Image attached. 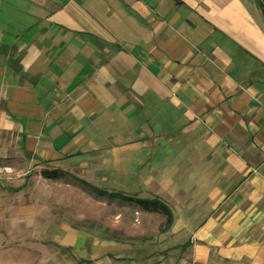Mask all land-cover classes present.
Here are the masks:
<instances>
[{"label":"crops","instance_id":"crops-1","mask_svg":"<svg viewBox=\"0 0 264 264\" xmlns=\"http://www.w3.org/2000/svg\"><path fill=\"white\" fill-rule=\"evenodd\" d=\"M86 184L165 201L157 250ZM0 264H264L259 1L0 0Z\"/></svg>","mask_w":264,"mask_h":264},{"label":"rangeland","instance_id":"rangeland-1","mask_svg":"<svg viewBox=\"0 0 264 264\" xmlns=\"http://www.w3.org/2000/svg\"><path fill=\"white\" fill-rule=\"evenodd\" d=\"M103 187L106 188L105 185ZM118 191H120V189H118ZM96 205L98 207V213L100 214L97 222L102 229L112 228L113 234L121 238L128 235L135 238L147 237L148 240L145 241L143 246H141L140 241H138L139 239H136L138 243H135L130 254L142 256L144 253H150L156 249V241L161 235L159 228L165 222L164 215L159 212L153 213L139 210L134 204L121 199H113V201H111L106 197L102 198L99 196Z\"/></svg>","mask_w":264,"mask_h":264},{"label":"trees","instance_id":"trees-1","mask_svg":"<svg viewBox=\"0 0 264 264\" xmlns=\"http://www.w3.org/2000/svg\"><path fill=\"white\" fill-rule=\"evenodd\" d=\"M259 1L262 15L264 16V0H257ZM43 176L49 179H55V178H62L66 173L62 170L55 169V170H44L42 172ZM89 190H91L93 193L97 194L99 197H106L108 200H113L114 198H119L121 200L127 201L131 204H134L140 209H143L148 212L153 213H161L165 217L164 224L159 228V231H167L173 223V213L169 205L165 203L159 196H154L151 198H138L135 196L130 195H124L120 192H107L101 188L94 187L92 185L86 184Z\"/></svg>","mask_w":264,"mask_h":264}]
</instances>
